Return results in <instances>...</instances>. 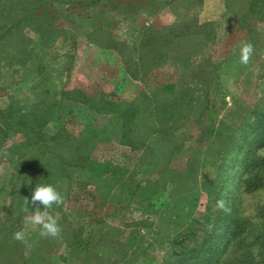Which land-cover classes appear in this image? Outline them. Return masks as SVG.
I'll list each match as a JSON object with an SVG mask.
<instances>
[{"label": "rangeland", "instance_id": "374dc122", "mask_svg": "<svg viewBox=\"0 0 264 264\" xmlns=\"http://www.w3.org/2000/svg\"><path fill=\"white\" fill-rule=\"evenodd\" d=\"M68 1L39 0L53 9L40 39L23 0H0V264H264V11ZM43 99L57 106L37 149L9 109ZM37 183L63 197L49 210L59 237L23 211Z\"/></svg>", "mask_w": 264, "mask_h": 264}, {"label": "trees", "instance_id": "16d2710c", "mask_svg": "<svg viewBox=\"0 0 264 264\" xmlns=\"http://www.w3.org/2000/svg\"><path fill=\"white\" fill-rule=\"evenodd\" d=\"M38 2H39V0H23V13H24L23 19L25 21H27L31 26L34 25L35 29L37 30L36 32L38 33L39 38L42 39L43 36H48V37L52 36L51 34L53 32V29H52V27H41L40 19H41V17L50 18L52 16L53 9L51 8V4H49V6H48L47 3L43 5V4H37ZM65 2H67V1H65ZM68 2L69 3L70 2L75 3L76 5L77 4L79 5V3L81 4V2L78 0H72V1H68ZM99 2H100V0H87L85 2V6L87 8L89 6H92L93 4H97ZM262 3H264V0H250L249 6L247 9L248 12L253 14V13H257L258 11H264L261 8ZM39 10H41V11L39 12ZM87 12H89V11L87 10ZM44 20L47 21L49 19H44ZM11 29L12 28H9L3 34H1L0 40H3L7 33H11L12 32ZM38 70H39V74H41V76H42L41 81H46V76L43 75L45 67L43 65H39ZM58 95L60 96V98H59L60 100H65V99L70 100L72 102V104H73V102L74 103H78V102L82 103L83 100L85 99L83 97V95H78V94L70 93V92H67V93L62 92V93H58ZM80 98H81V100H80ZM53 105L57 106V102H54V104H50L46 100L43 99V100H41L35 104H26L24 109L14 110L15 113L13 112L12 107H11V109H9L10 113H11L10 115L13 116L15 119H18L19 124H21V126L24 130H26L25 134H26L28 140L33 142L35 145H37V149H38L39 142H41L43 140V130H44V127H45L46 123L48 122V120L50 119V116L53 112V107H54ZM75 112L76 111L74 109H70L69 114L72 117H75ZM132 117H130V122L132 120ZM258 122L259 121H257V123L253 122V124L255 123L254 127L256 125L257 126L259 125ZM133 123H134V119H133L132 124ZM250 125H252V124H250ZM65 131L66 130H63V132L61 134H58V136H56L57 141L64 139V138L69 139L70 137H73L72 134L67 133V132L65 133ZM63 133H65V134H63ZM86 133H89V132H86ZM80 138L84 139V136L81 135ZM98 140H99V138L96 139V142ZM44 142H46V141H44ZM45 144H47V143H45ZM56 145H57V143H56ZM33 155H35V153H33ZM38 155L39 154L36 153L35 157H38ZM66 166L70 167V164H66ZM91 169L96 174L100 175V174H103L104 172H106L108 170H111V165L108 162H100V163L95 162L94 165H91Z\"/></svg>", "mask_w": 264, "mask_h": 264}, {"label": "clouds", "instance_id": "9594fccd", "mask_svg": "<svg viewBox=\"0 0 264 264\" xmlns=\"http://www.w3.org/2000/svg\"><path fill=\"white\" fill-rule=\"evenodd\" d=\"M253 45L249 42H242L240 45V63L247 65L252 54ZM258 155H264V148L258 150ZM63 203L62 195L51 184H36V187L31 193V200L27 197L24 198L23 211L29 212V204L34 208L31 215L27 217L34 226L40 228V236L44 238L59 237L61 228L58 225L57 219L50 213V209L53 205L59 206ZM43 206V210H41ZM218 206L223 208L224 202L218 201ZM13 239L25 244L26 247H30V244L23 231H16L13 234Z\"/></svg>", "mask_w": 264, "mask_h": 264}]
</instances>
